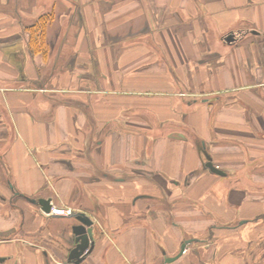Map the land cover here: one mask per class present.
I'll use <instances>...</instances> for the list:
<instances>
[{"label": "crops", "instance_id": "obj_1", "mask_svg": "<svg viewBox=\"0 0 264 264\" xmlns=\"http://www.w3.org/2000/svg\"><path fill=\"white\" fill-rule=\"evenodd\" d=\"M78 213L81 264H264V0H0V264H69Z\"/></svg>", "mask_w": 264, "mask_h": 264}, {"label": "water", "instance_id": "obj_2", "mask_svg": "<svg viewBox=\"0 0 264 264\" xmlns=\"http://www.w3.org/2000/svg\"><path fill=\"white\" fill-rule=\"evenodd\" d=\"M232 39V35L227 37V40L230 41ZM207 166L217 174H225L222 170L216 168L212 161L206 163ZM41 209L44 212H50L52 203L50 198H40L38 200ZM76 219L78 223L75 224L72 228L73 233L75 235V246L70 250L68 255L69 264H81L88 254L91 252L95 240H94V228H93V220L85 213H78L76 215ZM188 241H185L181 245V251L178 255L174 257H167L166 262H171L178 258L185 250ZM5 257H0V262H3Z\"/></svg>", "mask_w": 264, "mask_h": 264}, {"label": "trees", "instance_id": "obj_3", "mask_svg": "<svg viewBox=\"0 0 264 264\" xmlns=\"http://www.w3.org/2000/svg\"><path fill=\"white\" fill-rule=\"evenodd\" d=\"M52 18L53 13H46L26 25L25 31L28 33V47L31 53L47 54L45 47L46 27Z\"/></svg>", "mask_w": 264, "mask_h": 264}, {"label": "built area", "instance_id": "obj_4", "mask_svg": "<svg viewBox=\"0 0 264 264\" xmlns=\"http://www.w3.org/2000/svg\"><path fill=\"white\" fill-rule=\"evenodd\" d=\"M75 213L74 209L69 206H56L52 204L50 212H45L48 216H70Z\"/></svg>", "mask_w": 264, "mask_h": 264}, {"label": "rangeland", "instance_id": "obj_5", "mask_svg": "<svg viewBox=\"0 0 264 264\" xmlns=\"http://www.w3.org/2000/svg\"><path fill=\"white\" fill-rule=\"evenodd\" d=\"M26 25H27V24H25V25L23 26L24 30H25V28H26ZM8 206H9V205H6V207H8ZM262 246H264V244H263ZM261 251H263V249H261Z\"/></svg>", "mask_w": 264, "mask_h": 264}]
</instances>
